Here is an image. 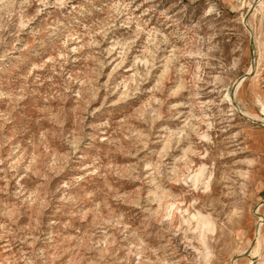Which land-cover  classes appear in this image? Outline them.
<instances>
[{
    "label": "rangeland",
    "instance_id": "1",
    "mask_svg": "<svg viewBox=\"0 0 264 264\" xmlns=\"http://www.w3.org/2000/svg\"><path fill=\"white\" fill-rule=\"evenodd\" d=\"M0 264H264V0H0Z\"/></svg>",
    "mask_w": 264,
    "mask_h": 264
},
{
    "label": "bare ground",
    "instance_id": "2",
    "mask_svg": "<svg viewBox=\"0 0 264 264\" xmlns=\"http://www.w3.org/2000/svg\"><path fill=\"white\" fill-rule=\"evenodd\" d=\"M198 175V174H197ZM202 228H203V230H210L211 229V227H210V224L209 223H207V222H205L203 225H202ZM203 230H201V231H203ZM202 233H204V232H201V234ZM201 236V235H200ZM203 238H202V236H201V240H202ZM200 240V241H201ZM203 242H204V240H202ZM203 258H204V261H207L208 260V254L207 253H205V254H203Z\"/></svg>",
    "mask_w": 264,
    "mask_h": 264
}]
</instances>
